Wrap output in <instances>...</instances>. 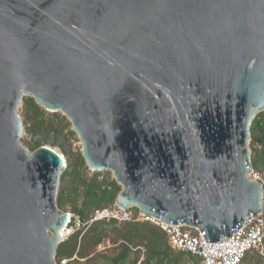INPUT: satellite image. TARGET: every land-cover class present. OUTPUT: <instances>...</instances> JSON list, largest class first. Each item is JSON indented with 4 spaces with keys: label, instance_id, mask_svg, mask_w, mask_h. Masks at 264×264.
<instances>
[{
    "label": "water",
    "instance_id": "1",
    "mask_svg": "<svg viewBox=\"0 0 264 264\" xmlns=\"http://www.w3.org/2000/svg\"><path fill=\"white\" fill-rule=\"evenodd\" d=\"M28 95L66 114L91 169L113 171L117 205L211 241L261 210L248 143L264 0H0V264H58L67 163L21 142Z\"/></svg>",
    "mask_w": 264,
    "mask_h": 264
},
{
    "label": "rangeland",
    "instance_id": "2",
    "mask_svg": "<svg viewBox=\"0 0 264 264\" xmlns=\"http://www.w3.org/2000/svg\"><path fill=\"white\" fill-rule=\"evenodd\" d=\"M31 100H34V102L37 103L34 97L24 96V100L19 107L20 116L24 124V133L21 137V142L32 151L36 143L43 142L44 139L48 138V141L45 143L46 146H49L62 154L67 163V167L60 179L57 196L58 202V198H60L63 193L66 204L61 209L69 212L72 219V223H70V226L65 230L64 241L78 230H82V232L85 233L91 224L96 221L94 216L97 215V210L99 209H95L88 213L84 223H82L80 217L73 212L72 203H81L82 201V193L84 189L82 181H88L97 174V180L105 186L110 184L113 185V182H116L118 186L121 185L116 181L112 170L94 171L89 167L83 157L82 139L79 134L74 131L71 120L63 112H51L45 110V108L37 103L41 109L45 111L40 120L44 125V128H42L43 131L41 133L34 131V121L27 111L28 108H32L33 106ZM259 113H261L260 119L264 120V110ZM72 131L75 133H72ZM53 141L56 145L52 143ZM249 146L251 149L250 156L252 164L253 159L260 153L262 147L259 143L252 141V139ZM253 168L254 173L260 176V182L264 186V166L260 164L256 168L253 166ZM254 173H252L253 176ZM115 204L116 200L114 203L109 204L103 209H107V211L111 213L112 206ZM99 221H105L107 224L99 225L95 230V234L104 230L108 236L100 244H95V238H93L95 234L92 235L85 246V257H80L78 254H75L72 258L61 259V261L56 257L58 264H112V259L119 254L123 245H128L130 247V254L125 264H133L134 261H137V264H147L146 260L150 255L152 246L146 238L139 237L128 239L124 237L122 234L125 232L129 233L131 230L132 226L127 225L129 223H119L117 221H110V219H100ZM142 222L143 221H137V223ZM152 226L158 233H164L157 225L153 224ZM165 238L167 239L166 235ZM169 248L171 250H168ZM161 249L168 250V258L166 255L165 257L164 255H161L160 258L164 257V260L160 262V264H172L170 259L181 253L180 251L172 249L167 242L161 246ZM156 260V258H153L150 261V264H155ZM178 264H201V260L187 254L181 258ZM242 264H264V249L261 251H253L248 254Z\"/></svg>",
    "mask_w": 264,
    "mask_h": 264
},
{
    "label": "trees",
    "instance_id": "3",
    "mask_svg": "<svg viewBox=\"0 0 264 264\" xmlns=\"http://www.w3.org/2000/svg\"><path fill=\"white\" fill-rule=\"evenodd\" d=\"M32 108H28V114L32 117L34 121L33 129L34 131L41 133L43 131L44 125L41 123V116L45 111L41 109V107L31 100ZM259 113L252 122L251 126V136L252 141L255 143H259L262 147L259 154L253 159L252 166L258 167L260 164L264 166V120L260 119ZM72 133H75L72 131ZM48 141V138L44 139L43 142H38L34 145L32 151L36 150L41 145H46L45 143ZM54 145L56 143L52 142ZM98 175L91 178L90 180L82 181L84 186L82 193V201L81 203L73 202V212L80 217L82 223L85 222L86 216L88 213L92 212L95 209H103L107 207L109 204L115 202L118 197L119 192L121 191V186H118L116 182H113V185H104L100 183L98 180ZM63 179V177H62ZM110 188V189H109ZM66 204L63 193L58 198V206L63 208ZM112 221V218L110 219ZM72 223V219L70 221ZM70 223L68 226H70ZM129 223L127 225L132 226L129 233H124V237L130 238H146L149 241V244L152 246L150 251V255L148 256L146 263L150 264V261L153 258H156L155 264H160L164 260V257L168 258V250L161 249V246L168 243V239L165 238L166 233H158L157 230L152 226L153 224L150 222H142V223ZM101 224H107L105 221H94L91 226L87 229L85 233L82 230H78L76 233H73L69 238L62 241L57 250L56 257L59 261L65 258H72L75 254H78L80 257L86 256V245L90 240V237L95 234V230ZM152 224V225H151ZM165 234V235H164ZM108 235L104 230L96 233L93 238H95V244H100ZM167 237V235H166ZM167 240V241H166ZM168 248V247H167ZM130 254V247L128 245H123L119 254L112 259V264H125L127 258ZM189 253L181 252L177 256L170 259L172 264H178L181 258L184 255ZM161 255H164L163 258H160ZM247 257V256H246ZM133 264H137V261H134Z\"/></svg>",
    "mask_w": 264,
    "mask_h": 264
},
{
    "label": "built area",
    "instance_id": "4",
    "mask_svg": "<svg viewBox=\"0 0 264 264\" xmlns=\"http://www.w3.org/2000/svg\"><path fill=\"white\" fill-rule=\"evenodd\" d=\"M251 176L257 181L261 179L256 173ZM94 218H112V221L119 223L143 221L157 225L166 233L172 249L199 258L201 264H242L248 254L264 249V194L258 213H251L234 235L216 241L206 239L187 224L165 222L156 216L145 214L137 206L122 207L115 204L111 213L107 209H99Z\"/></svg>",
    "mask_w": 264,
    "mask_h": 264
},
{
    "label": "bare ground",
    "instance_id": "5",
    "mask_svg": "<svg viewBox=\"0 0 264 264\" xmlns=\"http://www.w3.org/2000/svg\"><path fill=\"white\" fill-rule=\"evenodd\" d=\"M28 96H30V95H28ZM32 97H33V95H31ZM22 104V103H21ZM42 107L43 108H45L43 105H42ZM264 110V108H262L261 110H259L257 113H256V116H257V114L260 112V111H263ZM59 111H61V112H63L62 110H59ZM58 111V112H59ZM64 113V112H63ZM65 114V113H64ZM66 115V114H65ZM83 142V141H82ZM250 143V142H249ZM249 143H248V145H249ZM250 161H251V156H250ZM252 168H253V166L251 167V172H250V178L251 179H254V178H252ZM65 169H66V167L62 170V172H61V176H62V174H63V172L65 171ZM92 170H94V171H98V169H92ZM105 170H109V169H105ZM103 171V170H102ZM61 178V177H60ZM255 180V179H254ZM59 185H60V180H59V184H58V189H59ZM58 189H57V192H56V198H57V196H58ZM70 221H71V216H70V214H69V222H68V225H69V223H70ZM68 225H67V227L63 230V239H64V233H65V230L68 228ZM49 233H51V231H49Z\"/></svg>",
    "mask_w": 264,
    "mask_h": 264
}]
</instances>
